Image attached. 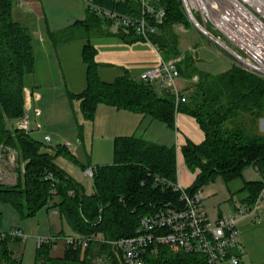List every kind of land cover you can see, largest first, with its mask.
Listing matches in <instances>:
<instances>
[{"label": "trees", "instance_id": "1", "mask_svg": "<svg viewBox=\"0 0 264 264\" xmlns=\"http://www.w3.org/2000/svg\"><path fill=\"white\" fill-rule=\"evenodd\" d=\"M16 1L0 0V146L14 149L16 162L23 161L25 165L15 185L0 184V199L10 203L24 217L42 208L56 210L88 244L85 248L65 245L62 258L50 257V246L41 247L37 249L34 264H75L83 252L86 257L94 245L110 253L108 242L136 236L142 217L155 212L161 203L178 202L177 193L155 185V177L172 182L177 179L176 152L173 147L136 136L116 137L113 163L94 167V192L87 195L83 186L54 162L58 154L73 157L65 145H57L55 154H51L46 151V145L32 139L29 133L8 128L7 122L14 125L24 112V89L34 72L29 30L13 18ZM94 1L108 9L139 14L136 0ZM153 1L165 10V19L159 31L150 36V43L158 48L163 60L180 59L181 77L188 80L194 75L198 77L186 90V101L175 106L172 93L158 91L127 73L111 83L101 82L94 60L95 50L86 46L83 60L87 66V86L78 95L68 94L69 102L71 105L74 101L79 103L84 121H93L99 104L149 116L170 129L174 128L177 112L193 117L205 138L200 144L187 141L180 150L185 167L194 174L189 192L201 189L218 176L228 188L231 182L241 179L242 169L247 165L264 172V134L257 126L264 117V79L236 65L219 75L198 71L194 57L185 54L180 58L177 50L174 26H190L180 0ZM86 10V20L51 33L54 44L75 39L87 30L102 35L111 33L104 20ZM103 26L108 30L104 31ZM113 34L127 42L143 40L130 28ZM76 123L81 140L83 127L77 120ZM263 187L264 181L245 182L238 191L245 192L242 203L252 206ZM17 240L12 237L0 240V264H21L12 258L8 248L10 242ZM143 260L144 264H207L202 255L167 245L150 247Z\"/></svg>", "mask_w": 264, "mask_h": 264}, {"label": "crops", "instance_id": "2", "mask_svg": "<svg viewBox=\"0 0 264 264\" xmlns=\"http://www.w3.org/2000/svg\"><path fill=\"white\" fill-rule=\"evenodd\" d=\"M62 2V5H56L52 0H17L12 9L14 20L29 30L34 54V72L28 77L24 89V111L30 116L29 136L32 132H38L41 125H44L47 131L40 143L47 146L44 137L48 136L51 145L49 134L54 133L51 129L54 131L60 125L62 129L66 124L70 130H75L74 123L70 121L73 110L84 130L92 133L91 142L87 141L85 135L81 138L85 149L89 145L90 154H93L95 143L98 147L102 144L111 145L113 150V140L119 136H136L148 142L173 147L176 152L177 179L188 188L194 180V174L191 175L184 165L181 147L187 141L200 144L205 138L193 117L177 112L174 116V128L170 129L149 116L99 104L93 121H84L79 112V103L74 101L71 105L67 96L78 95L86 89L87 66L83 60L84 47L90 46L95 50L98 78L104 83H111L125 73L133 79H139L143 72L158 67L161 56L157 47L143 40L127 42L110 30L111 33L105 35L87 30L84 35L75 39L54 44L51 33L60 32L87 18L83 0ZM187 28L183 25L174 26L173 31L177 35L187 31ZM102 29L105 31L107 27L103 26ZM210 46L215 50L214 45L210 43ZM192 52L196 53L194 50ZM192 83V79L190 81L181 76L176 80L178 90L185 97L186 90ZM153 86L158 91L162 90L157 83ZM260 120H264V117ZM258 129L263 133L259 126ZM61 135V130L55 134V139L61 142L58 145H65L69 150L72 146L71 139ZM241 174V188L245 182L263 181L252 165L245 166ZM227 191L230 195L229 203L222 205L221 209L212 215L213 221L228 216L234 210L242 211L246 207V204L242 203L245 192H239L244 194L243 197L235 198L228 189ZM237 228L238 240L244 249L240 264H264V187L256 212L242 217L237 223Z\"/></svg>", "mask_w": 264, "mask_h": 264}, {"label": "built area", "instance_id": "3", "mask_svg": "<svg viewBox=\"0 0 264 264\" xmlns=\"http://www.w3.org/2000/svg\"><path fill=\"white\" fill-rule=\"evenodd\" d=\"M86 8L108 24V29L118 32L130 28L133 33L150 43V36L158 32L165 19V10L153 0H136L138 15H130L98 5L94 0H83ZM183 11L190 24L208 38L212 45L225 50L234 62L243 70L264 79V0H180ZM158 49V48H157ZM220 49V50H219ZM159 51V50H158ZM160 53V52H159ZM161 56V54H160ZM180 78L178 60H163L158 67L143 72L139 79L173 94L175 106L186 101L176 86ZM196 83L198 77L194 75ZM30 116L24 111L14 122L13 128L29 133ZM50 142L48 136L44 137ZM16 153L0 146L1 166H11L10 154ZM256 170L264 181V172ZM84 175L93 177L95 168L86 167ZM155 185L160 189H171L179 195L178 202L159 204L157 210L140 219L136 236L108 242L122 264H144V255L150 247L160 245L176 246L186 253L202 255L207 264H240L244 252L238 240V221L245 215L256 212V202L244 210H234L225 217L211 221L202 209L204 200L201 189L189 192L178 179L169 181L155 177ZM12 237L23 240L20 230L8 233L0 231V240ZM55 236L37 238V249L51 246ZM66 245L85 248L88 240L79 236L65 238Z\"/></svg>", "mask_w": 264, "mask_h": 264}, {"label": "rangeland", "instance_id": "4", "mask_svg": "<svg viewBox=\"0 0 264 264\" xmlns=\"http://www.w3.org/2000/svg\"><path fill=\"white\" fill-rule=\"evenodd\" d=\"M43 2H45V0H43ZM52 2L56 5H62L63 3L62 0H52ZM182 25L188 28L187 31L179 32L177 34V50L181 56L180 58H183V55L185 54L192 55L195 60V68L198 71L207 72L212 75H219L228 71L231 68L232 63L233 65L238 66L225 50L219 49L220 54H218L217 48H215V50L212 49L210 46L211 42L208 38L198 32L193 26L185 24ZM193 50L196 51V53H193ZM171 59H176L178 62L180 61L179 58ZM71 112L72 120L70 121L74 123L75 130H70V127H66V124L63 125L64 128L62 129L61 125L54 131L51 129L54 133L49 134L52 141L51 145L49 143L47 144L46 151L51 154H55V147L61 143L55 139V134L59 133L60 130L62 134L61 136L69 140L71 139L72 146L70 145L71 148H69V150L73 157L58 154L54 159V162L66 174L83 186L85 194L91 195L94 192L93 179L85 176L83 169L89 165L96 167L112 164L113 150L111 145L102 144L98 147L95 143L93 154H90L89 145L85 149L79 138L76 114L73 110H71ZM31 118L33 119V116ZM78 123L80 124L79 121ZM90 126H92V124H90ZM257 126H259V128L263 131V133L259 132L264 134V120H259ZM7 127H13L12 122H7ZM49 130L50 129H48V131ZM46 131L47 128L44 125H41L38 132H32L30 136L34 140L40 142L43 141L42 136ZM87 132L88 130H84V128L82 129L83 137L85 135L87 141L91 142L92 133ZM9 149L16 153L14 149ZM18 162L20 161L18 160L13 167L8 165L1 166L0 184L5 186H13L16 184L19 171L22 173L25 165L23 161L20 164ZM192 174L193 173H191V175ZM241 186L240 180H235L234 182H231L227 188L222 178L219 176L203 185L201 191L204 196V200L202 201L201 206L207 215V218L213 221L212 215L216 213L217 210L221 209L222 205L229 203L228 198L230 195L228 194L227 189L230 190L231 196L234 195L235 198L243 197L244 194L238 192ZM224 197L225 199H223ZM12 230H20L24 236L23 240L12 241L8 245L12 258L20 261L21 264L35 263L37 254V238L55 236L57 240L50 246L49 256L52 258H62L66 245L65 238L78 237V235L70 228L66 220L58 213L54 212L53 209L47 210V208H42L34 215L24 217L10 203L4 202L0 199V231L8 233ZM108 247L111 254L103 251L101 247L96 245L91 246L88 253H86V257H83L85 253L83 252L80 261L75 264H122L120 257H117L114 254L112 246L109 243Z\"/></svg>", "mask_w": 264, "mask_h": 264}, {"label": "water", "instance_id": "5", "mask_svg": "<svg viewBox=\"0 0 264 264\" xmlns=\"http://www.w3.org/2000/svg\"><path fill=\"white\" fill-rule=\"evenodd\" d=\"M10 161H11L13 166L16 164L15 159H14V155L12 153L10 154Z\"/></svg>", "mask_w": 264, "mask_h": 264}]
</instances>
